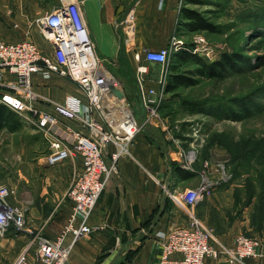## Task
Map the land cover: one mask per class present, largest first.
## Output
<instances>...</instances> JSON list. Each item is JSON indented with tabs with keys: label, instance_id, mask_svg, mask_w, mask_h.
I'll return each mask as SVG.
<instances>
[{
	"label": "built area",
	"instance_id": "built-area-1",
	"mask_svg": "<svg viewBox=\"0 0 264 264\" xmlns=\"http://www.w3.org/2000/svg\"><path fill=\"white\" fill-rule=\"evenodd\" d=\"M32 25L38 28L49 49L41 48L29 38L17 41L0 39V103L25 118L29 112L37 114L38 127L49 132L60 121L59 115L77 123V128L69 123L65 125L72 134L71 141L63 140L52 131L48 150L42 158L43 163L53 166L79 155L81 168L68 186L66 197L72 202L71 211L55 238L27 227L28 206L10 201L13 188L0 184V234L12 227L16 234L30 237L11 264H67L72 245L95 228L88 223V218L107 181L116 171L118 156L127 151L128 143L138 131L151 126L168 129L166 117L160 113L167 84L163 68L169 64L170 51L179 49L181 40L173 36L168 46L145 50L144 58L159 63L162 70L156 84L149 86L144 83L146 67H138L141 73L136 78L139 116L126 97L119 98L111 91V87H123L95 52L80 0H63L62 5L53 11L32 20ZM195 43L193 53L208 49L207 44H200L201 40H195ZM34 73L43 78L56 73L75 82L85 93L86 103L80 104L70 96L60 102L39 94L32 81ZM46 104L51 108H43ZM164 133L171 136L169 131ZM109 143L114 144L116 150L108 155L106 146ZM178 151L183 157L182 164L192 167L194 151L185 152L182 147ZM218 174L211 179L201 173L196 186L181 191L162 187L187 212L189 222L160 234L157 264H206L208 259L222 258L226 264H246L248 257L264 256V236L239 234L231 245L215 246L212 229L196 216V205L216 185L230 178L223 167ZM68 236L70 240L65 242Z\"/></svg>",
	"mask_w": 264,
	"mask_h": 264
},
{
	"label": "crops",
	"instance_id": "crops-1",
	"mask_svg": "<svg viewBox=\"0 0 264 264\" xmlns=\"http://www.w3.org/2000/svg\"><path fill=\"white\" fill-rule=\"evenodd\" d=\"M11 3L15 18L30 27L32 20L53 11L63 0H12ZM184 5V0H80L82 16L97 56L111 67L113 73L132 76V81L122 87L131 106L139 104V116L136 78L141 73L138 67H146L144 83L154 86L161 65L147 61L145 50L169 45L172 37L177 35ZM37 44L49 49L44 41ZM32 81L36 92L55 101L62 102L70 96L80 104L86 103V95L78 84L56 73H51L48 78L34 73ZM43 108L51 107L46 104ZM58 118L60 121L52 126L53 132L63 140L71 141L72 134L65 125L69 123L77 128L78 124L64 116ZM155 130L156 127L151 126L138 131L128 143L127 151L118 156L116 171L88 218V223L95 228L72 245L67 264H157L160 234L189 222L187 212L162 187L178 191L194 187L201 180V172L193 166H184L178 149H162V138ZM162 137L177 141L164 132ZM115 150L114 144H107L108 155ZM62 165L61 179L70 171L81 168L80 156L76 155ZM233 185L230 182L216 185L196 205L197 214L212 229L215 246L231 245L236 236L252 229L246 215L247 207H240L235 202ZM64 192L57 190L46 197V202L53 208L50 215L43 216L40 205L32 200L20 202L28 206L26 216L31 225H43L41 231L49 238L58 235L71 211L72 202L63 197ZM69 240L70 236L65 242ZM206 264L226 262L223 258L208 259ZM246 264H264V256L248 257Z\"/></svg>",
	"mask_w": 264,
	"mask_h": 264
},
{
	"label": "rangeland",
	"instance_id": "rangeland-1",
	"mask_svg": "<svg viewBox=\"0 0 264 264\" xmlns=\"http://www.w3.org/2000/svg\"><path fill=\"white\" fill-rule=\"evenodd\" d=\"M11 2L0 0V39L29 38L42 43L44 39L36 26H25L15 18ZM187 6L216 26V30H195L185 19L179 21L176 35L181 40L179 49L185 48L195 57L180 64L178 70L195 82L173 92L166 91L160 113L166 117L168 129L156 127L155 132L161 136L164 150L169 147L176 150L182 147L185 152L193 150V167L211 179L218 177L223 167L230 174L227 182L234 184L235 202L247 207L252 229L244 234L264 236V0H193ZM195 40L207 44L208 49L193 53ZM231 51H238L243 59L235 69L217 77L196 73L200 61L210 63L223 52ZM105 64L122 86L132 81L131 75L115 74ZM170 66L171 61L163 68L166 82ZM132 108L137 114L139 104H132ZM18 115L22 122L19 130H0V184L13 188L10 201L32 200L40 205L43 216L50 215L53 208L46 197L63 189L65 198L79 169L61 179L60 168L67 160L48 166L42 158L53 129L49 132L39 128L38 115L32 112L26 118ZM166 131L177 141L163 138ZM195 214L203 220L196 208ZM27 218V227L42 233L43 225L35 227ZM29 238L27 234L9 230L0 234V264H11Z\"/></svg>",
	"mask_w": 264,
	"mask_h": 264
},
{
	"label": "trees",
	"instance_id": "trees-1",
	"mask_svg": "<svg viewBox=\"0 0 264 264\" xmlns=\"http://www.w3.org/2000/svg\"><path fill=\"white\" fill-rule=\"evenodd\" d=\"M192 1L193 0H184L185 5L181 8L182 17L179 21L185 19V21H187V25L191 29H202L214 32L216 30V26L207 22L205 18L195 10L188 8V3H192ZM194 57L195 56L185 48H180L172 52L170 55L171 72L166 84L167 92H173L182 85H191L195 82L192 78L184 76V74L178 70L180 64H183L185 61ZM242 60V55L238 51L223 52L218 59L210 63H205L199 60L200 64L196 69V73L200 75H207L209 77L221 76L222 73L227 70L235 69L237 63ZM21 126V117L9 107L0 103V130L7 129L10 131H16L19 130ZM9 231L16 234L12 227H10Z\"/></svg>",
	"mask_w": 264,
	"mask_h": 264
},
{
	"label": "water",
	"instance_id": "water-1",
	"mask_svg": "<svg viewBox=\"0 0 264 264\" xmlns=\"http://www.w3.org/2000/svg\"><path fill=\"white\" fill-rule=\"evenodd\" d=\"M111 91L117 95L119 98H125L126 93L122 88H117V87H111Z\"/></svg>",
	"mask_w": 264,
	"mask_h": 264
},
{
	"label": "bare ground",
	"instance_id": "bare-ground-1",
	"mask_svg": "<svg viewBox=\"0 0 264 264\" xmlns=\"http://www.w3.org/2000/svg\"><path fill=\"white\" fill-rule=\"evenodd\" d=\"M120 105H123V103H120Z\"/></svg>",
	"mask_w": 264,
	"mask_h": 264
}]
</instances>
